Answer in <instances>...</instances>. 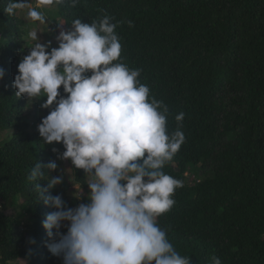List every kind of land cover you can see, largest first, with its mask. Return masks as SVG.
Masks as SVG:
<instances>
[{"label": "trees", "instance_id": "16d2710c", "mask_svg": "<svg viewBox=\"0 0 264 264\" xmlns=\"http://www.w3.org/2000/svg\"><path fill=\"white\" fill-rule=\"evenodd\" d=\"M10 3L0 0V131H14L0 142V264H63L48 251L43 227L57 211L45 199L62 192L48 188L51 170L30 176L39 162L58 164L65 149L29 129L26 96H16L18 64L31 46L18 6L6 11ZM58 15L57 36L75 19L111 17L120 62L140 69V82L168 106L169 133L184 113L185 143L163 169L182 187L158 218L176 251L193 264L213 255L221 264H264V0H80L75 7L65 0ZM75 172L85 193V173ZM189 172L198 176L192 184ZM38 183L48 189L41 198Z\"/></svg>", "mask_w": 264, "mask_h": 264}, {"label": "clouds", "instance_id": "9594fccd", "mask_svg": "<svg viewBox=\"0 0 264 264\" xmlns=\"http://www.w3.org/2000/svg\"><path fill=\"white\" fill-rule=\"evenodd\" d=\"M79 2L71 0L73 7ZM16 7L10 3L6 11ZM28 15L41 19L35 10ZM111 19L106 15L91 24L75 19L70 30L59 33V46L50 52V43H40L38 32L31 31L36 43L18 64L16 96L47 98L41 107L50 109L49 114L37 126L41 140L63 144L65 151L58 158L82 169L90 190L87 203L76 207H69L60 195L45 199L57 209L43 222L50 240L46 247L62 257L63 264H193L191 257L176 251L158 224L175 205V190L182 187L163 169L185 143L180 130L184 113L175 116L177 130L169 133L168 106L140 82V69L120 62L122 45ZM4 76L0 68V80ZM57 168L55 161L39 162L30 179H42V169ZM47 181L49 189L55 188L63 177L51 175ZM36 188L40 198L48 190L39 183ZM209 264L221 260L213 255Z\"/></svg>", "mask_w": 264, "mask_h": 264}, {"label": "rangeland", "instance_id": "374dc122", "mask_svg": "<svg viewBox=\"0 0 264 264\" xmlns=\"http://www.w3.org/2000/svg\"><path fill=\"white\" fill-rule=\"evenodd\" d=\"M18 6V16L23 19L24 24L22 26L25 31L24 39L26 44L29 46H34L36 41H33L29 37L31 31H37L39 36V42L43 44H49L51 48L58 47L57 37V26L59 22L58 15V3L56 0H16ZM31 10H35L40 13L41 19H31L28 13ZM47 98L44 97L40 100L29 101L26 97L27 104L25 108V115L27 116L29 122L31 123L29 129H36L37 126L42 122V118L49 114L50 109H43L41 104ZM14 133L13 130L0 131V142L3 139L9 138ZM71 161V160H70ZM67 160H58V168L53 171V176H62L63 182L56 187L61 190V197L67 200L69 207H76L79 203H86L89 188H86L85 193L80 191V185L75 182L76 172L73 165L67 166ZM72 166V167H71ZM195 172V171H194ZM190 173V172H189ZM196 174L199 172V167L197 168ZM196 174L190 173L187 177L189 184L195 182L198 176ZM200 177V176H199ZM84 194V195H83ZM81 195V199H75V196ZM26 228V227H25ZM9 264H25L24 260H13Z\"/></svg>", "mask_w": 264, "mask_h": 264}]
</instances>
